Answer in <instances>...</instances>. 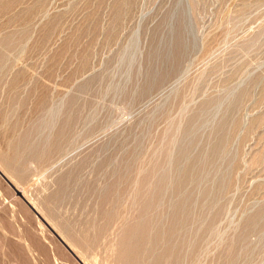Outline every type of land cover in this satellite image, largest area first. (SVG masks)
Returning a JSON list of instances; mask_svg holds the SVG:
<instances>
[{"label": "rangeland", "instance_id": "obj_1", "mask_svg": "<svg viewBox=\"0 0 264 264\" xmlns=\"http://www.w3.org/2000/svg\"><path fill=\"white\" fill-rule=\"evenodd\" d=\"M0 264H264V0H0Z\"/></svg>", "mask_w": 264, "mask_h": 264}]
</instances>
